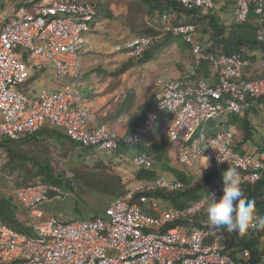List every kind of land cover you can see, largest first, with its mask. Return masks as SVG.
Returning a JSON list of instances; mask_svg holds the SVG:
<instances>
[{
	"label": "built area",
	"instance_id": "1",
	"mask_svg": "<svg viewBox=\"0 0 264 264\" xmlns=\"http://www.w3.org/2000/svg\"><path fill=\"white\" fill-rule=\"evenodd\" d=\"M159 1L175 3L200 18L208 17L217 3L227 2L234 8L233 25L243 24L250 11L264 17V0ZM96 15L92 0H23L11 5L0 26V139L18 141L49 125L81 149L114 151L143 143L156 119L165 113V135L177 145L180 163L195 180L183 183L166 171L159 172L153 180L136 182L111 200L101 215L70 222L44 216L42 206L49 195L60 192L56 185L37 183L15 188L14 196L28 215L34 237L0 224V264H254L249 249L231 248L228 232L213 229L202 216L203 197L211 191L220 193L222 181L184 208L165 206L149 194L173 193L197 182L198 170L205 163L203 156L210 157L211 164L203 176L216 165L234 166L241 185L264 178V146L239 150L236 126L221 131L208 127L217 115L247 113L254 105L264 108V55L258 63L261 77L247 79L243 69L254 65L253 61L236 53L203 48L193 23L175 24L176 14L163 12L159 33L133 37L114 50L135 60L170 34L189 46L190 65L177 78L163 75L157 79L160 88L143 122L129 133L120 135L106 125L90 128L89 112L81 106L82 96L75 88L54 92L42 89L27 95L21 86L30 78V70L46 67L60 77L77 76L78 57ZM256 41L264 42V27L257 32ZM21 48L28 52L27 63ZM202 64L209 68V75L198 72ZM220 159L225 162L218 164ZM131 162L134 171L153 169L152 158L146 153L134 154ZM136 196L149 204L154 215L139 207ZM255 214L264 216V212ZM261 231L255 264H264Z\"/></svg>",
	"mask_w": 264,
	"mask_h": 264
},
{
	"label": "trees",
	"instance_id": "2",
	"mask_svg": "<svg viewBox=\"0 0 264 264\" xmlns=\"http://www.w3.org/2000/svg\"><path fill=\"white\" fill-rule=\"evenodd\" d=\"M18 1V0H17ZM142 4H146L145 9L147 10V16L151 18H159L163 12L171 11L180 16L179 19L173 20V23H179L185 21L183 20V15H192L190 11H185L175 3H164L159 0H139ZM95 6V5H94ZM96 8V6H95ZM97 10V8H96ZM98 15V12H97ZM97 15L95 19L97 18ZM248 19L241 25H233L229 32V39L225 40H216L214 39L212 48H209L210 51L214 53H225L230 55L236 53L247 59H254V56L246 55L240 52L241 47L257 49L260 48L264 54V42L258 43L256 41L257 32L264 27V17L259 16L250 11ZM182 18V19H181ZM94 19V21H95ZM138 22L136 25L131 27L139 36H149L155 35L157 33L154 26H146L144 20L140 17V14L137 16ZM261 19V21H260ZM188 20V19H186ZM189 21V20H188ZM195 21V20H194ZM221 33H223L221 31ZM220 35V34H219ZM218 34L216 36H219ZM173 36L167 34L164 41H158L149 49L145 50L144 53L136 59V62L147 61L151 58V50H162L165 49V43H167ZM163 39V40H164ZM231 40V41H230ZM185 44V43H184ZM186 45V44H185ZM198 72H201L203 75H209V68L202 64L201 67H197ZM150 106L143 107L140 109L139 113L133 119V122H143L145 117V112ZM246 115V114H245ZM132 122V121H131ZM238 126L245 134V137L248 138L251 135L250 124L247 120V117L242 116H232L228 123H237ZM164 120H159V117L156 119L154 126L151 128L149 133L150 137L154 140L151 143L147 142V135L143 143L138 145L139 151L146 153L152 158V167L150 171H132L134 176V181H151L157 177L159 172L169 171L172 173L176 179L183 183H189L190 179L186 177L183 171H179L176 168H173L169 165V152L172 151L177 153V145L171 143L168 138L163 135L164 130ZM215 125L214 121H211L208 127ZM221 125V123H220ZM134 128V127H133ZM132 128V129H133ZM131 129V130H132ZM129 133V132H128ZM162 136L158 137V134ZM39 132L33 134L24 135L32 136L35 140L37 139ZM23 136V137H24ZM24 137V138H25ZM65 138V137H64ZM27 142V141H26ZM20 141H9L0 139V148H2L6 154H8V160L1 167L2 172L0 176H6L7 178H12L14 183V188H19L22 186H31L37 183L45 184H55L58 185V182L61 185V178L54 175V170L52 162H50L49 156L45 153L38 152L35 150L33 153H30V156L27 152L20 154L15 152L16 147H19ZM129 147H120L117 150L109 151L115 156H120L127 151ZM96 149L84 148L81 151L89 154L93 153ZM99 151V150H98ZM41 153V154H40ZM102 154H107V151H100ZM66 155V154H64ZM177 159L180 162V159L177 154ZM29 163L28 167L26 164ZM105 167L101 160L96 161V167L92 165L91 172L88 177L91 181L88 180V177L84 178V184L91 190L102 193L104 196H108L109 199L117 198L118 196L123 195L129 188H125V185L122 183V179L118 175H113L105 171ZM228 168V166H216L212 165L210 171L197 182H192L191 185H188L185 189L173 192V193H152L149 196L165 203V206H171L175 208H184L196 202L201 198V196L207 192L208 189L212 188L215 184L222 181V174ZM133 169V168H132ZM24 171L21 173V171ZM76 173V171H75ZM84 176H81V178ZM73 180L71 182L65 183L69 188L73 187ZM245 196L248 199H251L255 202L254 211L264 212V178L260 179L254 184H243L241 185ZM222 192L217 195H221ZM135 202L138 203L139 207L149 215H154V212L149 209L148 203H141L138 197H135ZM203 216V215H202ZM76 219H67V222L74 221ZM0 224L6 226L7 228L12 229L18 234L34 237V233L31 229V226L28 221L27 213H23V207L11 195H5L0 198ZM262 235L261 230H256L250 232L244 236H240L237 233H229L226 235L228 245L231 248H247L251 251V255L255 264L257 255L259 254V242Z\"/></svg>",
	"mask_w": 264,
	"mask_h": 264
},
{
	"label": "rangeland",
	"instance_id": "3",
	"mask_svg": "<svg viewBox=\"0 0 264 264\" xmlns=\"http://www.w3.org/2000/svg\"><path fill=\"white\" fill-rule=\"evenodd\" d=\"M17 0H0V24L3 22V19L8 13V7L10 3H16ZM93 4L97 8V18L93 22L96 25H91L90 31L86 33V44L85 48L87 52L82 51L78 57V69L77 74L84 73L83 71L87 67V64L90 65L99 63L111 57H122L125 58L123 52L113 51V47L118 45L119 38H132L139 37L134 29L131 27L136 25L138 22L137 16L140 14V17L144 20L146 26H154L156 28L157 18H151L147 16V10L145 9L146 4H142L139 0H92ZM92 27H94L92 29ZM158 28V27H157ZM156 28V29H157ZM152 36V35H149ZM165 36L162 38L164 39ZM125 40V39H124ZM124 40L121 41L124 42ZM254 49L253 51H255ZM24 54H28L27 50L23 48ZM151 58L147 61L136 62L131 70L127 72V82L126 89L129 98H134L135 96L140 98H145L146 95L154 94L153 90L156 89V78L166 75L168 79H174L175 73L170 68L169 64H164L160 61L161 54H164L165 50H151ZM240 52L247 54V49L245 47L240 48ZM257 62L261 63V55L258 53L254 56ZM131 63H133L130 60ZM131 63L128 64L131 65ZM258 64V65H259ZM129 67V68H131ZM154 67V68H152ZM163 67L167 68L165 72ZM47 68V67H46ZM245 69H243V72ZM32 73V72H30ZM72 77H60L51 67L44 69L36 79L35 82H32V85L28 88L31 91L39 92L40 89L45 88L48 91L59 90L62 86H67L71 84ZM61 87V88H60ZM21 89L26 91V85H22ZM142 104V103H138ZM139 106L132 108L131 117H135L140 111ZM257 116L253 115L249 117V121H252L253 127L257 128L259 131H262L263 116L258 117V124L254 123V120ZM216 122L215 126L217 130H223L229 127L228 116L226 114L217 115L214 118ZM221 123V125H220ZM240 126V125H238ZM252 128V126L250 125ZM164 133L165 132H162ZM251 136L249 139L253 142H258L257 136L254 135L252 129L250 131ZM162 136L160 133L158 137ZM252 137V138H251ZM264 139V138H263ZM261 140V139H260ZM259 140V141H260ZM69 145L66 146L68 150ZM72 149L69 146V150L66 151V156H59L58 154L52 155L50 153L49 159L53 163L54 175L60 177L61 185L58 182L56 185L60 192L58 194L51 193L49 195L50 201L45 205V209L50 213L51 216L56 218L64 217L67 219H79V220H89L96 213L101 211V208H105L113 199H109L108 196H104L102 193L97 191H91L83 182L84 178L88 177L91 172L92 165L96 167V161L101 160L105 167V171L113 175H118L121 177L125 188H130L134 183L132 169L129 167V161L132 156L136 153H139V148L136 145L131 146L127 149L125 153L118 156H113L112 153L102 154L98 150H95L93 153H90V159L87 160L89 154L82 152L79 146ZM48 149V148H47ZM30 150V149H29ZM15 152L20 154L21 152L26 153V150H22L19 147H16ZM22 154V153H21ZM65 157V158H63ZM8 160V154L0 148V173L4 174L1 170L3 164ZM66 161V168H60L56 163H61ZM28 167L29 163L26 164ZM169 165L173 168H176L179 171H183L186 177L192 181L195 180L194 175L191 172H188L184 166L177 159V153L172 151L169 152ZM76 171V173H75ZM24 171L22 170L21 173ZM171 176L175 177L169 171H166ZM0 174V175H1ZM5 175V174H4ZM81 176H84L81 178ZM73 180L72 189L69 188L65 183L71 182ZM88 180L91 181L90 177ZM87 181V179L85 180ZM55 185V184H53ZM14 183L13 179L7 178L6 176H0V198L5 195L14 196ZM63 198V200H62ZM17 200V199H16ZM163 205H167L162 203ZM103 208V209H104ZM24 209V208H23ZM25 210V209H24ZM23 210V213H25ZM103 212V210H102ZM205 219L208 220L207 214L204 211Z\"/></svg>",
	"mask_w": 264,
	"mask_h": 264
},
{
	"label": "crops",
	"instance_id": "4",
	"mask_svg": "<svg viewBox=\"0 0 264 264\" xmlns=\"http://www.w3.org/2000/svg\"><path fill=\"white\" fill-rule=\"evenodd\" d=\"M18 1H23V0H18ZM18 1H15V2H18ZM12 4L13 3H10V6L8 7V13L3 19V21L7 18ZM233 11H234V8L232 4L227 3V2L217 3L212 9V11L210 12V14L208 15V17L200 18V17H197L195 14H192V15L185 14L183 15V20L184 19L185 21L189 20V22L193 23L196 26L197 42H199L203 48L209 49V48H212L214 39L218 41L229 39V36H230L229 32H231L230 29L233 27V23H232ZM179 18L180 16L178 15L176 19H179ZM91 25H96V24L92 22ZM91 25H90V28H91ZM156 25H157L156 28L158 27L156 29L157 33H159V30L161 28V22L159 18L157 19ZM93 28L94 27H92V29ZM221 31L223 33H221ZM217 34L218 35L220 34V35L216 36ZM85 39H86V35H85ZM129 39L131 38L130 37L129 38H119L118 40L120 43L118 45H121L123 43V42L121 43L122 40H124L125 42ZM161 41L166 42L165 39L164 40L162 39ZM114 47H113V51H115ZM246 49H247V54L251 56H255L258 53L261 56L263 55L260 48H257L255 51H253L254 49H251V48H246ZM164 50L165 52L164 54H161L160 61H162L164 64H169L170 68L171 69L173 68L172 71L176 74L175 77H179L181 74H183L185 69L190 65L189 46L185 45L184 42L180 38L172 37L167 43H165ZM83 51H85L86 53L87 52L86 48ZM19 52L22 53L23 61L27 63L28 62L27 55L24 54L23 49L21 48ZM130 60L133 63H131ZM253 60H255L254 65L244 68L245 69L244 76L247 79H256V78L261 77V71H260L258 62L255 58ZM135 61L136 59L135 60L129 59L125 55V58L115 56V57L108 58L104 61H101L100 63H102V65L101 64L99 65L98 62L92 65L88 63L87 67L83 71L84 73L82 74L78 73L77 76H69V77H72L73 79L71 81V84L67 86H62V88L60 87L61 89L59 90H64V89L70 90V89L75 88L81 94L82 96L81 106L86 108L89 112L88 126L90 128H96L99 125H106L110 130H113L120 135L126 134L130 132L131 129L135 125L139 124L136 121L133 122V119L135 117L134 118L131 117L132 108L135 106H139L140 109H142L143 107L147 108L148 106H150L151 103L153 102L155 93L160 88L157 85V79L159 78L157 77L155 81V84L157 87L156 89L153 90L154 94L151 95L148 93L145 98H140L137 96L131 99L129 98L127 94V89L125 87L126 82H127V76H128L127 72L133 68L131 66L135 65L136 63ZM129 63H131V65L128 66ZM44 69H48V67ZM44 69L40 71L30 70V72H32L30 73V78L24 84L26 85V88H27L25 91L27 95L37 94V92L31 91L28 87L31 86L32 82H35L36 79L38 80L39 74ZM163 69H167V68L163 67ZM42 89H45V88H42ZM59 90H54V91H59ZM54 91H49V92H54ZM138 103H142V104H138ZM253 115L257 116L254 120V123L256 124H258V117L263 116L262 131H259L257 128L253 127L252 121H249V117ZM244 116L247 117L249 124L252 126V128L251 127L250 128L252 129V132L254 133V135L257 136L258 142H253V140L249 139L251 135H249L248 138H246L245 137L246 133H244L242 130H240L241 133H239V140L243 141V143L241 144L242 149H248V148L252 149L253 147L258 146V143L263 142L264 140L263 139L264 138V109L261 110L258 108L257 105H254L250 113ZM159 120H164L163 128L165 129L167 117L165 115H161L159 117ZM235 124L237 126L239 125L238 122ZM37 132H39V134L36 140L32 138V136H27V137L24 136L25 138L21 137V139L19 140L21 144L19 148H21L22 150H26L28 154L29 152L33 153L35 150H37L38 152L45 153L48 156H50V153L52 155L58 154L59 156H66L64 154H67L66 151L69 150V146L72 147V149L75 147V150H77L76 148L77 145L72 143L62 131L56 128H53L49 125H44ZM145 139H147V142L149 143L154 141L150 137V134L147 135ZM67 145H69L67 147L68 150L65 149ZM100 151L102 150H99V152ZM107 153H109V151H107ZM29 155L32 156L31 154ZM118 158H122V157L118 156ZM52 161L53 160H51L50 162ZM129 164H130L129 165L130 169H132L131 160L129 161ZM56 165H59L60 168H63V170H65L64 168H66V161L64 160L59 164L56 163ZM136 182L137 181H134V183L130 186V188ZM50 198L51 197H49V201H50ZM49 201L42 206V210L44 212L45 217H53L44 207L45 205L49 203ZM103 208H101V211H99L95 215H101ZM24 212L26 213L25 210ZM56 219L66 220V218L64 217L56 218Z\"/></svg>",
	"mask_w": 264,
	"mask_h": 264
},
{
	"label": "clouds",
	"instance_id": "5",
	"mask_svg": "<svg viewBox=\"0 0 264 264\" xmlns=\"http://www.w3.org/2000/svg\"><path fill=\"white\" fill-rule=\"evenodd\" d=\"M250 60L255 63V60L253 59ZM248 113L250 112L242 113L238 115H230L228 116V122L230 120V117L232 116L242 117ZM161 115H165L168 120V116L165 113ZM228 122H227V124H229L228 128L234 125L238 128L239 133H241L240 131L241 129L235 123H228ZM214 127L217 129L215 125ZM242 143L243 141H241V144ZM241 144L239 146L240 148L238 147L239 150L242 149ZM263 146H264V140L263 142L258 143V146L253 147L252 149L254 148L261 149ZM208 147L209 146H205L204 149ZM247 150H251V149L248 148ZM203 157L205 163L198 170L199 181L204 175V171L211 166L210 157L208 156H203ZM224 162L225 161L223 159L217 160L218 164ZM221 192L222 194L219 196L217 195L216 191L207 192V194L203 197V203L205 205L204 210L207 214L209 224L213 229H224L229 233L234 232L240 236H244L248 234L250 230H264V216H257L255 214L254 211L255 202L251 199H248L245 196V193L240 184L239 173L234 166L228 167L223 172Z\"/></svg>",
	"mask_w": 264,
	"mask_h": 264
}]
</instances>
